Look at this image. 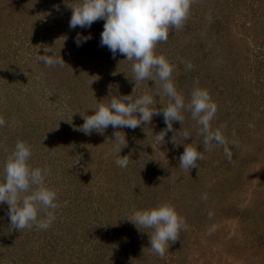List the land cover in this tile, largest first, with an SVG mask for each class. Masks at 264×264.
<instances>
[{"label": "rangeland", "instance_id": "1", "mask_svg": "<svg viewBox=\"0 0 264 264\" xmlns=\"http://www.w3.org/2000/svg\"><path fill=\"white\" fill-rule=\"evenodd\" d=\"M78 3L0 0V181L7 155L24 141L31 167L51 170L45 183L58 190L60 204L50 228L22 231L9 230V206L0 205V264H264V0H196L182 28L156 46V55L176 65L171 80L186 104L194 88L207 89L218 105L212 128L226 126L222 134L238 145L229 144L231 162L214 147L191 171L179 157L187 144L203 151V138L188 110L183 129L173 122L176 144L173 132L154 142L166 128L162 115L135 130H78L100 102L133 94L136 62L101 46L104 20L69 27ZM78 33L91 39L78 47ZM45 46L60 52L64 67L37 61ZM144 94L157 109L169 102L153 80L137 83L135 96ZM114 131L128 142L124 169L109 155ZM166 202L188 230L160 258L149 248L152 230L128 219Z\"/></svg>", "mask_w": 264, "mask_h": 264}, {"label": "clouds", "instance_id": "2", "mask_svg": "<svg viewBox=\"0 0 264 264\" xmlns=\"http://www.w3.org/2000/svg\"><path fill=\"white\" fill-rule=\"evenodd\" d=\"M195 2L196 0H80V3L71 7L72 16L69 23L71 29L77 27L90 29L94 22L105 21L100 44L108 48L114 59L119 54L126 56L128 61H136L132 64L135 88L141 81L153 80L162 85L163 94L169 97L167 105L157 109L152 107L154 101L151 95L136 97L135 88L132 95L112 96L107 104L104 101L100 102L93 115H82L84 123L79 131L88 135L94 131L103 134L109 126L113 129L135 130L143 124H150L154 116L162 115L166 128L154 135V142H164L167 133L173 132L171 142L176 144L178 133L173 129V122H180L183 129L182 112L188 110L191 118L200 126L197 134L203 138V151L192 144L185 145L184 152L179 157V167L190 171L197 168L198 161L205 159L204 152L211 151L214 147H222L225 156L231 162L233 153L229 150V144L231 143L233 147L238 145L235 140L230 142L222 134L221 128L226 126L222 125L215 130L212 128L211 122L216 116L218 105L212 100L209 91L194 88L186 104L185 97L176 90L171 80L176 65L164 55L155 54L157 44L168 41L170 29L182 28ZM89 39L90 35L82 36L78 33L75 43L79 47ZM43 51L44 55L39 54L36 57L39 63L48 67L65 66L60 52L57 53L54 48L47 46L43 47ZM185 66L188 70L192 68L190 63ZM4 125L5 120L0 116V127ZM122 133L113 132L115 139L112 140L114 143L109 155L114 156L115 164L124 169L129 165L130 157L120 155L128 146L126 135ZM183 135L185 139L189 138L187 131H184ZM31 156V146L24 141H17L3 165L0 205L7 203L9 206L7 212L10 218L9 230L22 231L33 226L39 230H47L54 223L55 212L60 207L57 202L58 190L46 186L45 183L51 170L47 166L43 169L31 167L29 164ZM201 198L206 201L207 194H203ZM212 216L213 213L209 212L210 219ZM128 220L138 230L141 227L152 230L150 233L147 232L149 248L160 258L165 256L169 244L178 240L180 231L188 230L185 218L180 216L175 206L169 202L150 209L135 210ZM215 230L216 226H211L208 235H212Z\"/></svg>", "mask_w": 264, "mask_h": 264}]
</instances>
